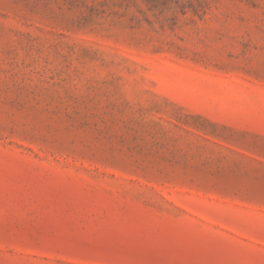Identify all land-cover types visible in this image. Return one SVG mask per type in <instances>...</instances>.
Returning <instances> with one entry per match:
<instances>
[{"label":"rangeland","instance_id":"374dc122","mask_svg":"<svg viewBox=\"0 0 264 264\" xmlns=\"http://www.w3.org/2000/svg\"><path fill=\"white\" fill-rule=\"evenodd\" d=\"M0 264H264V0H0Z\"/></svg>","mask_w":264,"mask_h":264}]
</instances>
